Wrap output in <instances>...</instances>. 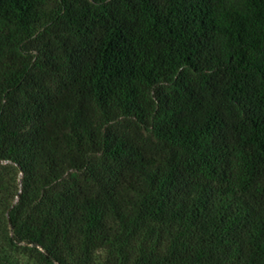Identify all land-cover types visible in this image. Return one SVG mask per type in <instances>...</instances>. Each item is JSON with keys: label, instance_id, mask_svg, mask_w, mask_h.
<instances>
[{"label": "trees", "instance_id": "trees-1", "mask_svg": "<svg viewBox=\"0 0 264 264\" xmlns=\"http://www.w3.org/2000/svg\"><path fill=\"white\" fill-rule=\"evenodd\" d=\"M264 264V0H0V264Z\"/></svg>", "mask_w": 264, "mask_h": 264}, {"label": "rangeland", "instance_id": "rangeland-1", "mask_svg": "<svg viewBox=\"0 0 264 264\" xmlns=\"http://www.w3.org/2000/svg\"><path fill=\"white\" fill-rule=\"evenodd\" d=\"M105 261V253L104 252H98L95 255V263L94 264H103ZM18 264H24L23 262H18Z\"/></svg>", "mask_w": 264, "mask_h": 264}]
</instances>
